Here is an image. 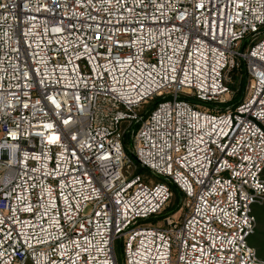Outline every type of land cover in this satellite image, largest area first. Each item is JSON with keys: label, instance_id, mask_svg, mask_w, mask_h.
Returning a JSON list of instances; mask_svg holds the SVG:
<instances>
[{"label": "built area", "instance_id": "built-area-1", "mask_svg": "<svg viewBox=\"0 0 264 264\" xmlns=\"http://www.w3.org/2000/svg\"><path fill=\"white\" fill-rule=\"evenodd\" d=\"M0 128V264H264V0H0Z\"/></svg>", "mask_w": 264, "mask_h": 264}, {"label": "trees", "instance_id": "trees-1", "mask_svg": "<svg viewBox=\"0 0 264 264\" xmlns=\"http://www.w3.org/2000/svg\"><path fill=\"white\" fill-rule=\"evenodd\" d=\"M232 76H233V81H234L232 84V87L235 90V94L232 100L238 103L243 98L245 87L248 82V73H247L246 65L244 61L241 62V65L238 69L233 70ZM159 100L160 99H156L154 102L148 105V107L152 109L159 102ZM125 141L126 143L130 142L128 135H126ZM136 172L137 173H147L148 170L145 167H142L138 164ZM172 190H173L172 197L174 198L173 203L166 207V209L163 211L160 217H165L166 215L170 213H174L178 211L181 206V200L183 196L181 190L175 184H172ZM254 213L257 216V219L259 221H264V204L255 205ZM250 242L253 246L256 247L259 256L260 255L264 256V249H263L264 248V235L262 233H258L255 231V233L250 237Z\"/></svg>", "mask_w": 264, "mask_h": 264}, {"label": "rangeland", "instance_id": "rangeland-1", "mask_svg": "<svg viewBox=\"0 0 264 264\" xmlns=\"http://www.w3.org/2000/svg\"><path fill=\"white\" fill-rule=\"evenodd\" d=\"M242 76V75H240ZM231 97H233V94H231ZM2 136V131H1V128H0V137ZM159 179V178H158ZM156 180V179H155ZM173 197H171L169 203L167 206L171 205L173 203ZM184 211L185 209L179 211L178 213L181 214V215H184ZM164 218L163 217H160L159 220H163ZM256 232L258 233H262L264 235V221H259L258 220V224H257V229H256ZM252 239V238H251ZM264 249V248H263ZM116 252H117V257H118V260L120 262V264H122L123 262V258H122V250H121V247L119 246V244L117 243L116 245ZM261 258L264 259V256H261Z\"/></svg>", "mask_w": 264, "mask_h": 264}]
</instances>
